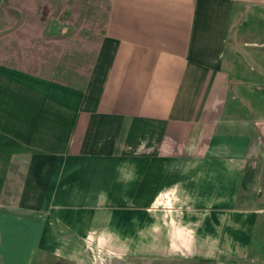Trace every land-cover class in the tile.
Listing matches in <instances>:
<instances>
[{
	"label": "crops",
	"instance_id": "0c3cea01",
	"mask_svg": "<svg viewBox=\"0 0 264 264\" xmlns=\"http://www.w3.org/2000/svg\"><path fill=\"white\" fill-rule=\"evenodd\" d=\"M262 16L112 0L83 91L0 66V264L264 262Z\"/></svg>",
	"mask_w": 264,
	"mask_h": 264
},
{
	"label": "trees",
	"instance_id": "16d2710c",
	"mask_svg": "<svg viewBox=\"0 0 264 264\" xmlns=\"http://www.w3.org/2000/svg\"><path fill=\"white\" fill-rule=\"evenodd\" d=\"M112 0H3L0 66L83 91ZM53 22L65 34L49 32Z\"/></svg>",
	"mask_w": 264,
	"mask_h": 264
},
{
	"label": "rangeland",
	"instance_id": "374dc122",
	"mask_svg": "<svg viewBox=\"0 0 264 264\" xmlns=\"http://www.w3.org/2000/svg\"><path fill=\"white\" fill-rule=\"evenodd\" d=\"M264 17V16H262ZM263 20V19H262ZM261 22V20H259ZM49 32L56 34H65L67 32L66 28L62 27L59 23L53 22L49 27ZM245 31H249L248 34L243 35L244 41L252 40L254 42L264 41V23L261 25H254L252 28L248 27ZM239 51L241 52V57L238 59L243 66V73L247 75L250 69H260L264 70V49L262 50H252L250 48L243 47L242 45H237ZM237 50V49H236ZM243 74V75H244ZM244 75V76H245ZM249 77V76H246ZM259 110L262 112L264 110V106L262 104L259 105ZM103 246V249H105ZM110 250V247H109ZM49 264V263H48ZM54 264V263H50ZM258 264H264V262H259Z\"/></svg>",
	"mask_w": 264,
	"mask_h": 264
}]
</instances>
